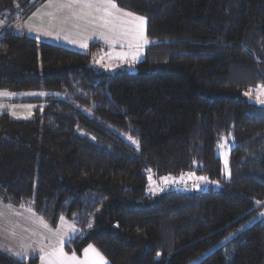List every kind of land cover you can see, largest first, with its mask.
<instances>
[{
    "label": "trees",
    "instance_id": "16d2710c",
    "mask_svg": "<svg viewBox=\"0 0 264 264\" xmlns=\"http://www.w3.org/2000/svg\"><path fill=\"white\" fill-rule=\"evenodd\" d=\"M115 3L146 21L134 73L91 67L97 43L0 37V90L38 94L19 100L36 104L30 119L0 114V201L70 219L80 233L65 251L93 245L109 264H264V107L243 97L264 85V0ZM228 135L219 189L145 195L149 169L221 180ZM0 264L37 260L0 251Z\"/></svg>",
    "mask_w": 264,
    "mask_h": 264
},
{
    "label": "crops",
    "instance_id": "0c3cea01",
    "mask_svg": "<svg viewBox=\"0 0 264 264\" xmlns=\"http://www.w3.org/2000/svg\"><path fill=\"white\" fill-rule=\"evenodd\" d=\"M63 2L66 0H51V6H49V0L15 1L10 8L0 11V37L10 32L16 36H28L38 43H47L79 53H87L88 46L97 43L103 47L102 54L110 46L100 38V33L106 30L98 26V21L86 25L84 21L72 17L69 9H59L58 5ZM20 3L27 4L26 9L29 7L28 10H24L26 12L24 14H21V9L18 7ZM145 36L147 43H144L139 50L145 51L150 44L146 33ZM85 41L87 47L83 48L80 44ZM125 48L128 47L125 45ZM5 99L9 98L0 97V103L12 101ZM17 101L19 102V100ZM37 217L43 218L30 208L0 201V251L19 261L36 259L37 264H42L39 259L42 253L39 249L48 246L49 240L54 242L55 237L34 222ZM63 218V222L59 218L56 226H51L44 218L43 220L53 231L59 230L66 233L65 246L79 235L80 230L73 221ZM69 225L75 228V232L69 228ZM7 249L12 251L9 252ZM83 250L79 255H76L83 258ZM14 252H21L25 255L18 257L12 254ZM71 253L68 254L71 255Z\"/></svg>",
    "mask_w": 264,
    "mask_h": 264
},
{
    "label": "snow or ice",
    "instance_id": "6c2138e0",
    "mask_svg": "<svg viewBox=\"0 0 264 264\" xmlns=\"http://www.w3.org/2000/svg\"><path fill=\"white\" fill-rule=\"evenodd\" d=\"M49 6H51V0H49ZM58 8L61 10L64 8L69 9L72 17L84 21L86 25L98 21V26L106 30L100 33V38L104 39L106 43L113 45L119 43L121 47L126 45L130 50H135L129 53H121V58L131 55L132 59H136L139 49L144 43H147L144 27L145 18L119 8L115 0H66V2L60 3ZM49 15H52V13H49ZM80 46L86 48V41L82 42ZM12 95L15 94L0 92V96ZM29 95L36 94L30 93ZM245 95H249V93H245ZM261 96H264V85L260 86V94L256 97L258 103L264 104V99H261ZM27 107L30 114L31 105ZM133 143H136V141H133ZM163 179L167 183V178ZM197 179L201 181L207 180L206 177H198ZM33 216H35L34 213ZM60 219L63 222L64 218L61 217ZM34 222L55 237L54 242L49 240L48 246L39 249L42 253L39 257L42 264H108L105 257L93 245H89L83 250V258L78 257L75 252L69 255L64 250L66 233H62L59 230L53 231L43 218L37 217ZM69 228L75 232L74 227L69 225ZM7 250L9 252L12 251L11 249ZM12 254L18 257L25 255L21 252Z\"/></svg>",
    "mask_w": 264,
    "mask_h": 264
},
{
    "label": "rangeland",
    "instance_id": "374dc122",
    "mask_svg": "<svg viewBox=\"0 0 264 264\" xmlns=\"http://www.w3.org/2000/svg\"><path fill=\"white\" fill-rule=\"evenodd\" d=\"M27 4H20L18 7L23 10ZM28 6V5H27ZM145 27V26H144ZM104 52L91 61V67L97 71H104L107 73H114L116 71H126L129 73L135 72V64L144 58V50H139V54L136 59H132L131 55H128L124 58H121V53H129L131 51L129 48L121 47L119 43L109 44ZM251 90V91H250ZM0 92H8L1 90ZM15 95L12 96H0L4 98H9L5 100H12L8 102L0 103V114L8 113L10 117L14 120H27L32 117V109L35 107V103L29 102H18L25 97H35L36 95H29L30 93L22 92H8ZM249 93V95H245ZM260 94V86L250 87L243 92V97L258 106L264 107V104L257 102V95ZM261 99H264V96H261ZM31 105V112L29 114L28 107ZM15 113V114H13ZM27 117V118H26ZM127 144L130 145L132 149H136V143L132 138L124 137ZM223 145V146H221ZM233 146L232 135L221 137L218 140L215 154L221 163V180L219 179H210L207 176L199 175L191 172H184L178 175H157L152 170H146L147 184L145 189V195L152 196L158 195L165 191H176V192H192L198 193L201 191H206L209 189L217 190L220 188L223 181L230 180V167H229V152ZM198 177H206V181H201L197 179ZM163 178H167V183H165ZM258 206L261 204H257ZM258 218L264 217V208L260 211ZM98 250V249H97Z\"/></svg>",
    "mask_w": 264,
    "mask_h": 264
}]
</instances>
